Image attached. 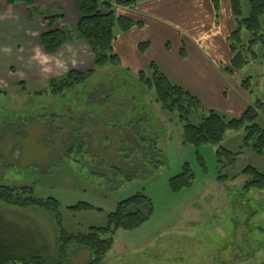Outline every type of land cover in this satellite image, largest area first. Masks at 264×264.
I'll return each mask as SVG.
<instances>
[{
  "label": "rangeland",
  "instance_id": "374dc122",
  "mask_svg": "<svg viewBox=\"0 0 264 264\" xmlns=\"http://www.w3.org/2000/svg\"><path fill=\"white\" fill-rule=\"evenodd\" d=\"M241 4L243 17H248L249 0ZM17 22L22 24H8ZM261 27L264 31L263 16ZM251 37L243 28V43L249 44ZM253 50L256 55L246 52L248 63L230 75L229 85L235 88H228V99L236 97L242 105L246 98V106L255 107L256 121L264 125V105L255 106L258 100L264 104V43L254 45ZM7 59L13 57L0 58ZM5 65L0 64V74ZM72 66L64 65L65 71L76 68ZM132 75L135 78L125 73L117 76L109 65L97 68L87 83L90 89L78 86L79 91H66L65 97L52 94L47 81L0 88V187L29 186L37 197L58 199L63 227L76 234L105 227L121 201L139 193L148 196L152 203L149 219L134 229L119 228L100 264H264V188L246 186L249 177L242 174L249 165L264 173V155L242 149L244 128L229 130L222 145L241 152L233 165L222 168L219 145L184 144V123L178 114L155 105L154 90L140 93L137 73ZM168 76L195 90L192 79ZM244 79L250 80L247 91L239 86ZM102 87L109 90L103 91L105 95L98 90ZM237 88L240 96H235ZM94 92L88 105L90 115L76 121L75 116L88 108L78 104ZM109 94L105 103L103 97ZM208 103L203 102L205 113L213 109L227 120L242 112H235V105L234 110H226L224 101H217L213 108ZM74 129L87 135L85 152L77 145L69 151ZM152 133L154 145L148 146L143 134ZM186 165L194 173L193 184L174 192L170 180ZM220 174L227 180L219 182ZM79 202L94 208H68ZM0 219L30 247L39 248L40 254L57 256L60 231L54 213L0 200ZM91 259V250L73 245L63 264H89Z\"/></svg>",
  "mask_w": 264,
  "mask_h": 264
},
{
  "label": "trees",
  "instance_id": "16d2710c",
  "mask_svg": "<svg viewBox=\"0 0 264 264\" xmlns=\"http://www.w3.org/2000/svg\"><path fill=\"white\" fill-rule=\"evenodd\" d=\"M9 4L24 2L29 6L31 15L39 13L34 7L35 0H6ZM78 9L82 15V19L75 24L73 29L63 27L54 29L56 17H49L51 29L43 33L39 37V45L47 54L57 53L65 44L74 38L84 39L95 58V68L91 70L81 71L72 69L60 77L50 79L51 93L54 95H62L65 97L66 91H79L80 88L90 89L87 85L95 70L105 66H111L115 69V74H129L131 78H135L130 71L124 69L117 54L113 50V42L116 38V28L119 27L123 31H129L135 25H138L131 18L119 14L116 11L117 5H129L132 1L124 0H76ZM216 8H218L219 0H213ZM251 12L248 17H243V8L241 0H230L231 11L234 18L235 27L228 37L229 48L232 54L230 67L226 68L229 75L240 71L247 63L248 58L246 52H251L253 56L256 52L253 50L254 45L264 43V31L261 27V17H264V0H249ZM246 28L252 37L249 44H245L241 38V32ZM149 42L139 45L141 51H145L149 47ZM184 54V48L181 49ZM151 73L148 75V73ZM138 81L142 85L139 89L140 93L146 94L149 90H154L156 104L166 112L177 113L183 125V142L184 144L196 147L202 145H219L218 156L219 163L222 168L226 165H233L237 161V157L241 152H233L222 145L226 133L229 130L245 129L242 149L250 148L258 155H264V125L259 124L256 120L259 116L254 106H246L238 117L227 120L225 116L216 110H209L208 114L204 112L203 102L192 92L183 86L174 83L169 76L162 71L154 62L149 64L147 70H140L137 73ZM240 87L247 89L249 79H244ZM100 86L102 84L100 83ZM104 87L98 89L105 94L109 91ZM0 89V93H1ZM112 92V91H111ZM89 93V92H88ZM103 94V95H105ZM94 94H89L87 101H82L78 105L88 107L94 99ZM110 94L103 97L109 98ZM102 97V96H101ZM106 103L107 100L105 99ZM104 103V104H105ZM264 105L261 100L257 101L256 108ZM88 107H84L82 115H77L76 121L89 114ZM195 118V119H194ZM194 119V120H193ZM81 129V127L76 126ZM78 130V129H77ZM75 129L70 133L71 148L77 145L80 152H85L87 147V135L80 134ZM148 146H153L154 134L147 136ZM81 137H85L83 139ZM81 138V139H80ZM134 138V137H131ZM149 139L151 142L148 143ZM146 144V143H145ZM201 158V156H200ZM201 160H203L201 158ZM202 163V162H201ZM242 174L249 177L246 186H257L264 188V173L257 168L249 165L242 171ZM227 177L219 175L217 180L223 182ZM236 177H233L235 179ZM194 181V173L188 165L185 166L183 172L174 176L170 180L171 189L179 192L185 187L192 186ZM0 200L4 203L25 208L28 206H37L45 211L54 213L57 218V224L60 231L59 246L57 256L40 254V249L30 247L27 240H23L16 235L17 231L8 229L4 221L0 219V264H63L67 260L68 250L71 246L77 245L87 248L92 252V259L89 264H100L104 256L112 249L114 244L113 235L119 228L134 229L141 226L149 219L152 212L151 199L142 193L131 196L118 203L116 210L110 214L108 224L105 227H91L87 233H69L63 227V216L61 213V204L54 197L41 198L34 195L32 187L29 186H9L0 187ZM149 207V211L145 212L144 208ZM71 210L83 211L94 208L88 202H79L68 207ZM9 230V231H8ZM16 232V233H15ZM24 239H27L24 237Z\"/></svg>",
  "mask_w": 264,
  "mask_h": 264
},
{
  "label": "crops",
  "instance_id": "0c3cea01",
  "mask_svg": "<svg viewBox=\"0 0 264 264\" xmlns=\"http://www.w3.org/2000/svg\"><path fill=\"white\" fill-rule=\"evenodd\" d=\"M124 1L132 3L117 5L116 11L138 23L129 31L116 28L113 50L124 69L134 74L154 62L171 77L195 81V90L186 88L202 102L208 100L212 108L224 101L228 111L234 110L233 105L235 112L245 109L246 98L242 105L236 97L228 99V88H235L229 85L226 71L232 58L228 37L235 27L230 0H219L218 8L213 0ZM34 7L39 13L31 15L25 3L0 0V58L13 57L0 60L6 63L0 74L1 89L49 82L68 72L64 65L81 71L95 68L94 55L82 38H74L55 54H47L39 45V37L51 29L49 17H56L54 29H73L82 19L76 0H35ZM12 21L22 24L9 25ZM144 42L150 45L141 51ZM239 91L235 96H240Z\"/></svg>",
  "mask_w": 264,
  "mask_h": 264
}]
</instances>
